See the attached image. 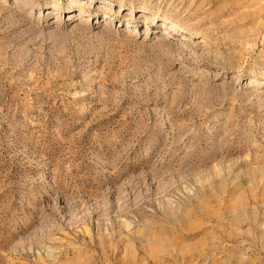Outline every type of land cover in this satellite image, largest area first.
I'll use <instances>...</instances> for the list:
<instances>
[{"label": "rangeland", "instance_id": "rangeland-1", "mask_svg": "<svg viewBox=\"0 0 264 264\" xmlns=\"http://www.w3.org/2000/svg\"><path fill=\"white\" fill-rule=\"evenodd\" d=\"M0 264H264V0H0Z\"/></svg>", "mask_w": 264, "mask_h": 264}]
</instances>
